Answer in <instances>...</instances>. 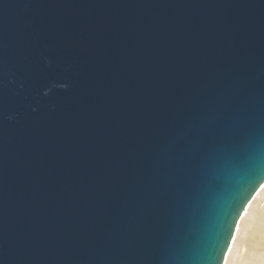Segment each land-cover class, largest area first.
<instances>
[{"label": "water", "instance_id": "obj_1", "mask_svg": "<svg viewBox=\"0 0 264 264\" xmlns=\"http://www.w3.org/2000/svg\"><path fill=\"white\" fill-rule=\"evenodd\" d=\"M264 184V0H0V264H225Z\"/></svg>", "mask_w": 264, "mask_h": 264}, {"label": "bare ground", "instance_id": "obj_2", "mask_svg": "<svg viewBox=\"0 0 264 264\" xmlns=\"http://www.w3.org/2000/svg\"><path fill=\"white\" fill-rule=\"evenodd\" d=\"M225 264H264V184L240 220Z\"/></svg>", "mask_w": 264, "mask_h": 264}]
</instances>
